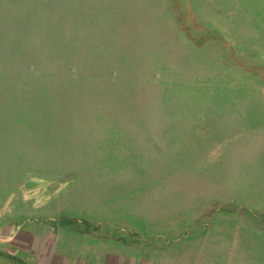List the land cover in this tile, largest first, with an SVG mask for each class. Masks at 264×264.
<instances>
[{
  "label": "rangeland",
  "instance_id": "1",
  "mask_svg": "<svg viewBox=\"0 0 264 264\" xmlns=\"http://www.w3.org/2000/svg\"><path fill=\"white\" fill-rule=\"evenodd\" d=\"M214 175L264 194V0H0L8 202Z\"/></svg>",
  "mask_w": 264,
  "mask_h": 264
},
{
  "label": "crops",
  "instance_id": "2",
  "mask_svg": "<svg viewBox=\"0 0 264 264\" xmlns=\"http://www.w3.org/2000/svg\"><path fill=\"white\" fill-rule=\"evenodd\" d=\"M132 181L121 197L87 196L78 209L0 193V264H264V194L227 199L216 190L232 181L215 175L167 179L158 191L151 177Z\"/></svg>",
  "mask_w": 264,
  "mask_h": 264
}]
</instances>
